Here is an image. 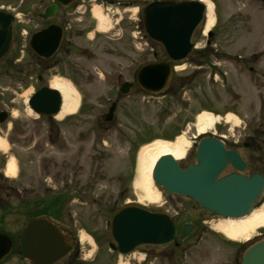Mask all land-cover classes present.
Here are the masks:
<instances>
[{
    "label": "rangeland",
    "instance_id": "374dc122",
    "mask_svg": "<svg viewBox=\"0 0 264 264\" xmlns=\"http://www.w3.org/2000/svg\"><path fill=\"white\" fill-rule=\"evenodd\" d=\"M103 1L76 0L71 10H60L53 19L43 21L39 15L54 5L53 0H0V8L18 17V42L24 46L27 42H22L20 30L31 35L48 25L67 27L73 52L69 55L62 51L50 64L46 86L60 79L79 99L76 115L63 121L39 119L33 112L29 116L20 113L19 119L12 120L19 125L1 129L0 137L8 145L11 142L18 146H9L7 153L0 151V171L4 172L12 158H18L21 175L17 184L31 185L29 191L17 195L23 198L22 204L18 198L8 199L10 193L2 195L0 233L14 238L16 252L1 264H28L18 251L19 238L34 211L64 216L60 223L76 234L78 249L83 251L81 259L73 258L77 264H240L247 247L240 250L239 243L230 244L218 233L215 227L222 218H212L188 199L167 195L161 189L159 204L141 206L167 211L178 226L196 225L188 241L173 250L171 259L165 254L164 259L154 263L139 253L116 258L108 249L106 223L125 202L139 204L133 183L138 154L144 146L157 141L174 142L185 134L192 145L180 164L187 165L195 151V125L200 113L222 118L232 114L238 119L237 126L221 122L211 131L224 142H246L251 128H259L260 123L264 131V0H202L213 4L216 23L211 29L213 37L208 38L209 32L205 33L203 26L194 43L203 48L211 41L213 52L202 66L191 60L176 66L174 78L187 84L162 96L147 95L135 82L142 66L156 59L167 60L164 47L146 36L142 21L145 5L135 3L123 8ZM97 7L110 21L108 32L98 28L94 16ZM34 81L32 94L36 89ZM125 82L134 83L126 98L118 92ZM115 102L116 120L106 124L104 116ZM29 145L31 151L18 149ZM62 191L75 197V201L55 210L53 203H45L40 209L31 206L46 197L55 198Z\"/></svg>",
    "mask_w": 264,
    "mask_h": 264
},
{
    "label": "water",
    "instance_id": "95a60500",
    "mask_svg": "<svg viewBox=\"0 0 264 264\" xmlns=\"http://www.w3.org/2000/svg\"><path fill=\"white\" fill-rule=\"evenodd\" d=\"M57 5L47 9L41 18L48 20L59 6L70 7L75 0H55ZM121 2L143 1V21L150 40L164 47L167 63L147 64L140 68L136 82L147 94H164L173 79L172 64L184 63L195 47L196 32L204 24L206 6L198 1L176 0H111ZM15 17L0 10V63L10 52L14 41ZM63 40V30L50 26L36 33L31 49L40 58L51 59L58 52ZM132 83L121 86L120 92L128 96ZM63 104L61 94L51 88L38 91L30 101V108L38 115L56 117ZM117 105L113 104L105 116L106 123L115 120ZM196 165L182 169L172 156L161 158L154 170L153 181L172 196L192 200L200 210L223 218L241 219L248 216L264 194V177L255 173L251 177L234 174L221 178L228 165L241 172L246 164L235 151H227L218 139H203L197 148ZM109 247L113 252L128 256L136 251H161L193 232L187 225L181 234L170 215L149 211L135 204L120 208L108 221ZM24 259L32 264H60L73 251L71 239L50 220L40 218L32 221L24 232ZM13 250L11 238L0 234V263ZM241 264H264V239L250 246Z\"/></svg>",
    "mask_w": 264,
    "mask_h": 264
},
{
    "label": "flooded vegetation",
    "instance_id": "af4514ba",
    "mask_svg": "<svg viewBox=\"0 0 264 264\" xmlns=\"http://www.w3.org/2000/svg\"><path fill=\"white\" fill-rule=\"evenodd\" d=\"M62 27L64 29V39L57 56L62 51L69 55H71L73 52L71 46H73L74 43L68 38L67 27H65L64 25ZM88 34L89 33H87L86 36H88ZM70 39L72 40L74 39V36L72 34H70ZM66 40H67V44L65 43ZM212 48L213 45L211 41H208L203 48H198L196 45L193 54L191 55L192 59H190L191 58L190 57L187 62L191 60L192 64L194 63L195 65H200V66L206 64L207 59L209 58L210 54H212L213 52ZM85 52L89 53V50L87 49ZM55 58L56 57H54L50 61H43L37 58L36 56H34L28 48H26L25 51L23 52L20 44L18 42L14 43L11 52L0 64V133L1 134H3V130H1L2 128L6 130L10 126L14 127L19 125L18 121L14 123L12 122V120L19 119L20 113H24L27 114V116H29L27 107L33 95L31 93L33 81L35 80L34 83L36 85V89H34V93L41 90L44 87H47L46 72H48L49 66L51 63L54 62ZM239 59L241 58L239 57L238 60ZM156 62H165V61L158 60ZM57 64L58 62L55 65ZM198 68L201 67H196V69ZM251 69L253 70V68ZM33 72L36 73L35 79L33 77ZM185 84H187L186 81L184 80L179 81L174 78L170 87V91H176L181 87H184L183 85ZM16 113H18L19 115L15 117ZM10 131H13V128H11ZM225 145L227 150H235L241 155V157L243 158V160L247 165L246 173H245L246 175L251 176L255 173H260L261 175L264 176V131L261 129V123L259 128H257L256 126H254V128H251L250 135L247 137L246 142L242 143V141L238 139L232 142L227 141ZM9 146L16 147L18 146V144L17 143L12 144L10 142L8 147ZM18 149L31 151L32 147L30 145L27 148L25 147L23 148L19 146ZM14 159H15L18 175H16V177L10 180L12 181L16 180V182L12 183L11 181H9L5 177L4 172L0 171V194H1L0 197L3 194L10 193L8 195V199L11 198V196L14 198H18L17 202L20 204L23 198L17 195L21 194L22 192L25 193L29 191L31 185L17 184L18 180H20L19 178L21 175L20 161L18 158H14ZM195 163H196V156L194 152L189 157L188 163L185 167L194 165ZM230 174H240V171L233 168L232 166H229L226 168L224 176ZM58 195L61 198L59 201L60 204H64V205L66 204V206H68L72 201L73 202L75 201L74 200L75 197L73 198L71 195L68 194L67 191H62ZM263 201L264 198L263 200H261L258 208L262 206ZM80 202H83V200H80ZM93 202L96 204L97 201L94 200ZM65 231L69 236L71 234L73 238L75 237L74 233L71 232L70 227L66 226ZM256 237H264V231L259 233ZM179 247L181 246L179 245L173 246L161 253L152 252L150 253L149 256H151L154 263L156 261L159 262L160 260L164 259L166 255H168V257L171 259L174 255L173 250H176Z\"/></svg>",
    "mask_w": 264,
    "mask_h": 264
},
{
    "label": "bare ground",
    "instance_id": "6f19581e",
    "mask_svg": "<svg viewBox=\"0 0 264 264\" xmlns=\"http://www.w3.org/2000/svg\"><path fill=\"white\" fill-rule=\"evenodd\" d=\"M207 6L205 22V33L211 31L215 26L216 19L213 11V4L204 1ZM101 7L94 10V16L98 21V28L102 33L111 29L110 21L104 14ZM51 88L58 91L63 98V107L57 119L64 120L73 116L79 109V99L71 87L56 79ZM224 122L228 126H237L238 119L232 114L224 118L211 113L203 112L197 117L195 129L198 136L210 133L214 128ZM191 141L185 134L179 136L174 142L157 141L144 146L138 154L136 178L133 188L138 196L140 205H157L161 202V193L156 188L152 175L157 162L164 156H172L177 161H183L191 149ZM7 142L0 137V150L6 152ZM17 172L15 160L8 163L7 177H15ZM260 208H255L248 216L241 219H227L218 222L215 227L218 233L222 234L228 241L235 243H249L260 230L264 229V201ZM85 237V236H84ZM226 240V241H227ZM85 241V239L83 240ZM120 264H128L121 261Z\"/></svg>",
    "mask_w": 264,
    "mask_h": 264
},
{
    "label": "trees",
    "instance_id": "16d2710c",
    "mask_svg": "<svg viewBox=\"0 0 264 264\" xmlns=\"http://www.w3.org/2000/svg\"><path fill=\"white\" fill-rule=\"evenodd\" d=\"M53 204H54L55 207H57V203L56 202H54ZM46 214H50V212H45L44 214L41 211L40 212H34L33 217L36 218V217H40V216H46ZM49 216H51V215H49Z\"/></svg>",
    "mask_w": 264,
    "mask_h": 264
}]
</instances>
